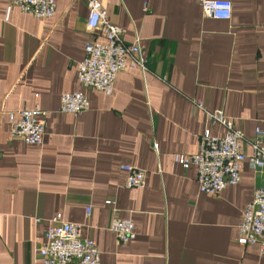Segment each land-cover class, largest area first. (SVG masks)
Here are the masks:
<instances>
[{
	"label": "crops",
	"instance_id": "0c3cea01",
	"mask_svg": "<svg viewBox=\"0 0 264 264\" xmlns=\"http://www.w3.org/2000/svg\"><path fill=\"white\" fill-rule=\"evenodd\" d=\"M98 1L145 61L144 71L119 73L111 95L77 80L93 38L88 0H55L45 20L0 0V264H41L57 213L95 241L99 264H264L259 246L237 243L264 169L245 165L239 183L214 196L198 191L195 167L174 160L196 153L206 128L225 132L205 110L223 109L242 129L246 154L264 130V0H227L231 18L218 21L201 0ZM73 91L89 109L59 112ZM33 108L46 114L41 145L9 132L8 114ZM123 164L144 170L145 184L126 188ZM115 216L133 222L134 239L118 242Z\"/></svg>",
	"mask_w": 264,
	"mask_h": 264
},
{
	"label": "built area",
	"instance_id": "2783aa9c",
	"mask_svg": "<svg viewBox=\"0 0 264 264\" xmlns=\"http://www.w3.org/2000/svg\"><path fill=\"white\" fill-rule=\"evenodd\" d=\"M20 12L31 15L37 20H45L55 14V0H9ZM205 17L214 20H229L233 7L227 0H201ZM89 17L86 27L93 38L86 44L85 55L77 67V80L81 87L102 91L111 95L115 89L116 77L129 69L145 70V61L136 42L126 45L123 31L112 25L107 13L98 0H88ZM148 12L146 6L143 7ZM202 109L200 104L196 105ZM90 102L83 91L65 92L61 95L59 112L80 114L88 110ZM211 124L225 129L221 136H215L209 128L199 136V149L193 154H175L174 160L183 168L196 169L198 191L218 195L229 185L240 181V173L245 165L250 168L264 169V130L256 128L254 137L249 141L252 151L246 154L241 149L244 140L242 129L233 125L223 109L205 110ZM10 136L27 145H41L46 134L45 112L38 108L20 109L9 114ZM125 171V187L136 188L145 184L144 170L131 164L121 165ZM253 199L243 209L237 239L239 245H257L264 257V188H257ZM90 207H87L88 215ZM109 229L120 243L135 238L133 222L130 219L113 217ZM45 242L38 248L41 264H99L100 251L95 241L83 237L81 225L65 221L59 213L55 214L45 231Z\"/></svg>",
	"mask_w": 264,
	"mask_h": 264
}]
</instances>
